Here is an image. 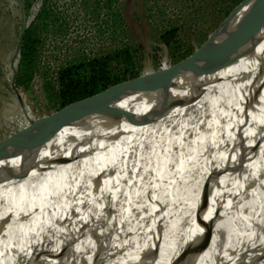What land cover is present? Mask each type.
Segmentation results:
<instances>
[{
    "label": "bare ground",
    "instance_id": "obj_1",
    "mask_svg": "<svg viewBox=\"0 0 264 264\" xmlns=\"http://www.w3.org/2000/svg\"><path fill=\"white\" fill-rule=\"evenodd\" d=\"M241 38L211 73L126 97L122 117L60 128L0 171V225L28 205L15 199L20 177L45 180L8 263L264 264V223L250 235L239 203L252 183L264 193V8ZM48 223L60 224L55 239Z\"/></svg>",
    "mask_w": 264,
    "mask_h": 264
},
{
    "label": "rangeland",
    "instance_id": "obj_2",
    "mask_svg": "<svg viewBox=\"0 0 264 264\" xmlns=\"http://www.w3.org/2000/svg\"><path fill=\"white\" fill-rule=\"evenodd\" d=\"M241 1L244 0H0V143L27 129L35 120L62 110L55 92L59 89L60 73L68 66L124 49L132 58L126 82L158 78L190 57L185 58L188 52L194 53L209 44ZM25 19L29 22L28 30L40 44L33 71L27 77L23 73V83L16 86V91L12 87L13 76L16 69L19 74L21 64L16 51ZM69 33L79 50L66 54L47 50L50 39ZM17 94L23 100V108ZM61 136L60 129L51 131L39 144L0 161V171L35 156ZM85 164L79 172L90 170ZM35 173L32 170L26 174ZM20 178L22 188L16 190L15 199L28 205L15 220L0 225V264H19L20 259L12 263L8 259L20 221L45 182L41 179L23 187L27 177ZM258 183L250 184L239 201L249 217L252 236L264 223V193ZM48 224L50 238L55 239L60 224Z\"/></svg>",
    "mask_w": 264,
    "mask_h": 264
},
{
    "label": "water",
    "instance_id": "obj_3",
    "mask_svg": "<svg viewBox=\"0 0 264 264\" xmlns=\"http://www.w3.org/2000/svg\"><path fill=\"white\" fill-rule=\"evenodd\" d=\"M263 8L264 0H244L232 11L223 30L209 44L196 50L190 57L158 78L145 77L124 82L90 99L62 109L58 113L35 120L27 129L19 131L0 143V161L17 156L27 146L39 144L51 131L76 124L83 119L97 115L122 117L124 112L116 105L126 97L157 95L171 89L173 82L181 76L198 77L211 73L230 44L244 41V38L238 39L242 28L253 15ZM28 24L29 22L25 19L16 51L18 59L21 58ZM17 78L16 69L12 84L16 91ZM17 96L20 106H23L21 96L19 94Z\"/></svg>",
    "mask_w": 264,
    "mask_h": 264
},
{
    "label": "trees",
    "instance_id": "obj_4",
    "mask_svg": "<svg viewBox=\"0 0 264 264\" xmlns=\"http://www.w3.org/2000/svg\"><path fill=\"white\" fill-rule=\"evenodd\" d=\"M39 44L40 40L30 30H27L21 52V64L16 81L17 87L23 83V78L25 77L23 73L27 77L33 71L32 68L34 67ZM192 54L193 52H188L185 58ZM131 60L129 51L120 49L106 56L89 61L85 60L63 69L59 77V89L55 92L60 109H65L83 102L107 91L111 87L126 82L128 73L131 71L129 70V65L132 63ZM114 64L118 67H115ZM126 67L127 69H125ZM90 118L83 119L76 124L68 125L66 131L76 129L78 124H83ZM9 232L10 230H7V235L10 234Z\"/></svg>",
    "mask_w": 264,
    "mask_h": 264
},
{
    "label": "built area",
    "instance_id": "obj_5",
    "mask_svg": "<svg viewBox=\"0 0 264 264\" xmlns=\"http://www.w3.org/2000/svg\"><path fill=\"white\" fill-rule=\"evenodd\" d=\"M73 34L69 33L68 35L65 34L63 36H59L56 39L52 38L50 41L47 43V50L50 51H57L58 53H64L66 54L67 52L72 53L73 51L79 50L78 44L75 43V39L72 38ZM61 70V69H60Z\"/></svg>",
    "mask_w": 264,
    "mask_h": 264
}]
</instances>
